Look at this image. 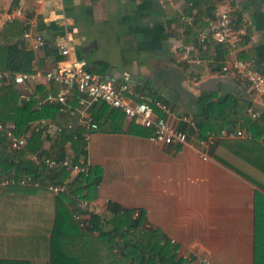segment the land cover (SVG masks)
I'll use <instances>...</instances> for the list:
<instances>
[{
    "label": "crops",
    "instance_id": "obj_1",
    "mask_svg": "<svg viewBox=\"0 0 264 264\" xmlns=\"http://www.w3.org/2000/svg\"><path fill=\"white\" fill-rule=\"evenodd\" d=\"M13 1L0 0L7 13ZM223 2L240 33L239 57L264 70V0ZM22 5L34 6L45 24L42 29L33 27L34 33L46 38V46L35 50V79L29 82L33 90L38 85L51 87L45 73L63 59L59 47L69 41L72 60L85 62L103 78L128 82L133 89L163 99L172 110L166 114L157 109V114L188 133L184 144H157L152 135L142 133L144 126L107 104L91 105L76 116L59 110L49 120L56 126L75 122L77 128H86L82 136L89 133L87 154H79L72 141L59 147L56 129L43 131L40 152L73 161L84 158L101 174L95 191L69 203L74 219L78 214L90 221L92 214L111 208L142 209L147 212L145 224L180 244L183 256L194 254L196 264L203 259L208 264H264V170L259 165L264 163V135L257 139L248 119L232 113L236 124L220 133L208 131L203 136L199 125L205 115L203 97L224 104L233 96L248 102L252 121L264 115L246 84L222 70L229 51L211 36L215 14L205 16L206 24L197 26L201 8L186 0H45L42 4L22 0ZM202 36L207 37L205 42ZM68 103L79 107L75 94ZM252 109L260 110L257 118L252 117ZM213 112V121L220 122L218 110ZM183 114L194 124L182 121ZM87 117L98 122L97 130L90 131L83 123ZM238 130L244 136H238ZM32 133L31 124L25 134ZM75 177L70 174L66 181ZM56 196L32 185H0V262L50 264ZM90 253L89 249L88 256L81 257H91ZM91 254L99 258V251Z\"/></svg>",
    "mask_w": 264,
    "mask_h": 264
},
{
    "label": "trees",
    "instance_id": "obj_2",
    "mask_svg": "<svg viewBox=\"0 0 264 264\" xmlns=\"http://www.w3.org/2000/svg\"><path fill=\"white\" fill-rule=\"evenodd\" d=\"M186 1L201 8L195 19L197 26L205 23L203 20L205 16L213 17L214 1ZM18 8L22 10L24 17L7 21L0 29V71L33 74L36 72V51L31 40L24 37V32L28 27L27 22L31 20H37L39 29L44 28L45 24L43 17L36 13L34 6L22 5V0H14L9 12ZM5 12L4 3H0V14ZM253 66L257 68L256 64ZM51 89L58 91V85L53 84ZM36 92L46 95L48 90L46 86L38 85ZM201 100L205 104V115L199 122L203 136L208 131L220 133L222 129L235 123L232 116L230 118V113L235 114L238 119L247 118L249 128L257 139L264 135V115L261 119L252 121L247 114V101L237 100L233 96L227 98L224 104H215L206 97ZM215 109L221 115V121L218 123L213 121ZM59 110L60 106L56 104L39 106L38 100L34 97L27 102L24 101L20 88L15 84H0V120L14 122L13 133L16 136L25 134L31 124L37 120L55 118ZM100 118L101 116L97 117L99 123ZM144 129L143 134H153L151 129L145 127ZM119 130L121 129H113V131ZM85 131L84 127H78L74 131L64 130L58 137V146L62 148L68 141H72L75 150L85 156L86 142L82 136ZM42 137L43 131L33 132L24 147L10 150L8 136L1 131L0 177L8 176L20 180L24 175H29L42 181L65 182L71 174L68 169L60 168L55 172L48 170L45 163L48 154L40 152ZM34 154H37V158H33ZM259 165L263 166L264 170V163ZM100 177V172L95 173L90 166L89 175L76 176L68 182V191L56 196L50 264H63L65 261L71 264H187L196 260L194 254L183 256L180 253L181 245L164 237L159 229L148 227L145 224L143 211L140 217L135 218V210L121 211L111 208L102 214H92L90 224L86 227L80 226L73 217L69 203L77 202L79 197L84 199L88 197L96 190ZM14 184L20 185V183ZM76 209L80 210L79 206ZM89 249L91 253L93 250L99 251V258H92L91 253V257H81V254L88 256ZM76 251L81 253L73 255L72 252ZM0 263L15 264L6 261Z\"/></svg>",
    "mask_w": 264,
    "mask_h": 264
},
{
    "label": "built area",
    "instance_id": "obj_3",
    "mask_svg": "<svg viewBox=\"0 0 264 264\" xmlns=\"http://www.w3.org/2000/svg\"><path fill=\"white\" fill-rule=\"evenodd\" d=\"M38 3H44L45 0H36ZM215 17L211 28V36L225 44L228 48V59L222 66L226 74H232L239 77L247 86L248 94L255 99L264 110V70L256 69L252 62L239 57L238 45L240 43V33L235 27L231 14V9L223 0H215ZM17 16L24 17L22 10L18 8L16 12H8L6 15H0V24L14 20ZM24 32V37L32 41L35 50L43 49L46 45V38L40 32H33V27L38 25L37 20H31ZM206 36H202L201 41L205 42ZM59 53L63 59L58 64L45 73L47 82L60 85L58 91H53L51 87L46 95L36 92L29 86V82L35 79L34 74L29 73H11L9 71H0V84H15L22 92V99L29 101L33 97L38 100L39 106L42 104H56L60 106L61 111H68L71 116L78 113H86L91 105L107 104L112 108L122 110L127 117L136 125L153 129L151 139L157 144L178 145L184 144L188 140V133L183 128L173 124L166 115H158L157 109L166 114L170 113L172 108L163 99L153 97L151 94H145L141 90L133 89L128 82L118 84L114 80L103 78L88 68L83 61L72 60V47L69 41L59 47ZM75 94L79 100L78 108L69 106L70 95ZM134 95L140 98V101L133 102L128 95ZM260 110H251L253 118L260 115ZM1 117V116H0ZM182 121L191 122L187 114L181 116ZM87 128L98 129L97 122L92 117L83 119ZM79 123L71 122L66 126H56L51 120L41 119L32 123L33 132L50 131L56 129L60 135L64 130H75ZM15 124L12 121L3 122L0 120V131H4L9 140L10 150L20 149L27 144L28 135L22 134L16 136L13 133ZM242 130L237 131L238 136H244ZM89 133H86L84 140L87 143ZM47 168L56 171L60 168H66L72 175H89L90 165L83 158L79 161H73L69 158L48 157L45 159ZM14 183L22 185H32L41 187L47 191L58 195L68 191V182L42 181L29 175H24L20 180L13 177H0V185L6 186ZM80 198V197H79ZM82 199V198H80ZM146 210L136 209L134 217H140ZM76 219L80 226L86 227L90 221H84L80 215L76 214ZM200 264H208L207 259L200 261Z\"/></svg>",
    "mask_w": 264,
    "mask_h": 264
},
{
    "label": "rangeland",
    "instance_id": "obj_4",
    "mask_svg": "<svg viewBox=\"0 0 264 264\" xmlns=\"http://www.w3.org/2000/svg\"><path fill=\"white\" fill-rule=\"evenodd\" d=\"M195 261V260H194ZM194 263V262H193ZM194 264H196V263H194Z\"/></svg>",
    "mask_w": 264,
    "mask_h": 264
}]
</instances>
